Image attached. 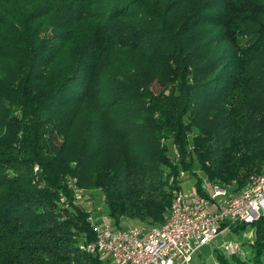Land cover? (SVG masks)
Wrapping results in <instances>:
<instances>
[{"label": "trees", "instance_id": "trees-1", "mask_svg": "<svg viewBox=\"0 0 264 264\" xmlns=\"http://www.w3.org/2000/svg\"><path fill=\"white\" fill-rule=\"evenodd\" d=\"M104 4L40 0L0 33V264H111L79 247L95 236L69 179L101 189L113 222L149 227L165 222L181 185L167 175L190 169L187 154L234 190L264 169V0ZM165 138L180 155L166 174ZM258 217L241 254L217 247L214 262L264 264Z\"/></svg>", "mask_w": 264, "mask_h": 264}, {"label": "built area", "instance_id": "built-area-1", "mask_svg": "<svg viewBox=\"0 0 264 264\" xmlns=\"http://www.w3.org/2000/svg\"><path fill=\"white\" fill-rule=\"evenodd\" d=\"M184 172L179 169L175 176L167 175L168 183L173 185L174 177L181 182ZM247 177L232 194L218 182L211 183L210 192L205 190L206 182H201V193L180 186L171 190L172 199L162 225L118 227L94 220L92 210L87 207L95 237L84 235L78 242L79 247L83 251L102 253L111 264H190L193 253L229 229L230 223H253L264 212V175L254 172ZM74 181L69 179L71 186L75 185ZM73 197L77 202L80 195L74 193ZM60 198L67 201L66 195ZM219 245L227 254H241L235 241L225 239Z\"/></svg>", "mask_w": 264, "mask_h": 264}, {"label": "rangeland", "instance_id": "rangeland-1", "mask_svg": "<svg viewBox=\"0 0 264 264\" xmlns=\"http://www.w3.org/2000/svg\"><path fill=\"white\" fill-rule=\"evenodd\" d=\"M40 0H0V33L4 31H12V28H16V24L20 23L22 24L23 21L29 20V11L36 6L37 3H39ZM103 4L109 5L112 3L113 0H102ZM59 12L54 11L52 14L45 17V19H41L42 26L44 27V30L42 31V34H46L51 30L50 23L52 20H55V17L57 16ZM28 17V18H27ZM132 20V19H128ZM126 21V20H125ZM36 23L30 24L29 27H31V30L35 28L34 26ZM242 36H240L241 38ZM246 41H249V38L245 37ZM119 65H110L109 71H117L119 69ZM101 79V78H100ZM152 87L157 91L158 87L155 85V83L152 85ZM163 143H165L164 147L170 154V161L165 165L164 171L168 172L169 169H171L170 165L173 166L174 162L178 158H180L179 153L177 154L174 150V143L171 142L169 138L161 139ZM188 146V145H187ZM190 169H185L181 166V164L178 162L179 169H184L185 172L181 177V185L180 187L183 189L192 188L195 189V182L193 179L194 173L198 179H200L201 182H206V188L205 190L210 192L212 190L210 181L206 178L205 174L202 172V170L197 165L196 161V155L194 153H191V155L187 154V157L185 158V161H189ZM264 168V167H263ZM35 170V166H34ZM37 171V170H36ZM264 175V169L261 171ZM164 173V172H163ZM70 188L72 190V194H78L80 195L79 203L84 205L86 208H90L92 210V217L95 220L99 221H105L115 225H129V224H139V225H146L143 221H140L139 219H130L129 217H124L119 219V223L113 222V218L109 215V211L107 209V205L105 203V197L103 196V192L101 189L96 188L95 190H88L86 187H83L79 184L73 185ZM226 190L229 191L231 194L238 191V189H232L230 186L226 187ZM61 196H64V194H61ZM77 201V202H78ZM76 202V203H77ZM212 208V206H211ZM123 223V224H122ZM252 228L248 223L244 224L242 228L237 227L236 229H224L221 233L218 234V236L213 239L208 244H204L202 248H199L197 251H195L191 257V263L190 264H212L216 258H214V253L217 250L222 251L221 245H219L223 240H232L236 243H241L244 239L248 240L250 239V236H252ZM247 244V243H243ZM246 247H250V245L247 244ZM245 249V246H244ZM215 263V262H214Z\"/></svg>", "mask_w": 264, "mask_h": 264}]
</instances>
